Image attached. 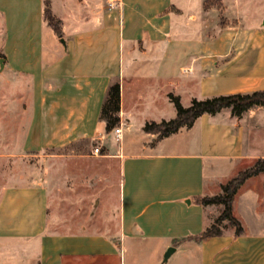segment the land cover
<instances>
[{"label":"crops","instance_id":"1","mask_svg":"<svg viewBox=\"0 0 264 264\" xmlns=\"http://www.w3.org/2000/svg\"><path fill=\"white\" fill-rule=\"evenodd\" d=\"M49 1L60 35L44 19V0H0V67L32 84L23 148L96 141L119 170L117 228L92 230L67 215L50 221L43 185L8 186L0 264H264L262 173L233 196L240 234L226 224L218 236L192 239L222 210L199 199L264 158V107L239 118L228 109L202 114L157 141L143 130L175 117L169 94L187 107L264 89V0ZM115 82L119 123L106 131L100 110Z\"/></svg>","mask_w":264,"mask_h":264},{"label":"rangeland","instance_id":"2","mask_svg":"<svg viewBox=\"0 0 264 264\" xmlns=\"http://www.w3.org/2000/svg\"><path fill=\"white\" fill-rule=\"evenodd\" d=\"M2 32L0 18V64ZM31 97L32 84L27 76L0 67V194L8 186L43 185L50 195V221L57 215H67L70 221L91 222L92 230L115 232L120 183L117 164L103 158L101 149L98 157L93 156L96 141L25 151ZM260 135L264 139V130ZM240 167L243 168L234 177L251 166ZM226 224L223 221L219 227L225 230Z\"/></svg>","mask_w":264,"mask_h":264},{"label":"trees","instance_id":"3","mask_svg":"<svg viewBox=\"0 0 264 264\" xmlns=\"http://www.w3.org/2000/svg\"><path fill=\"white\" fill-rule=\"evenodd\" d=\"M43 16L46 22L52 26L54 32L60 35L59 22L52 15L50 1L44 0ZM176 115L174 118L159 123L149 122L143 127L147 133L156 134L154 141L167 137L181 128H189L202 114L215 115L224 109L230 111L233 117L241 115L254 107H264V89L250 93H232L217 95L205 99H192L187 107H183L178 97L169 94ZM119 84L113 83L107 90L106 97L100 110V119L105 122L106 131H110L119 123ZM262 173L264 175V158L258 159L251 167L240 172L236 177L221 186V193L212 197L199 199L201 205H220L222 210L210 227H207L200 235L192 239L200 242L222 233L219 227L223 221L234 227L235 234L242 232L240 222L232 215V200L238 187L249 177Z\"/></svg>","mask_w":264,"mask_h":264},{"label":"built area","instance_id":"4","mask_svg":"<svg viewBox=\"0 0 264 264\" xmlns=\"http://www.w3.org/2000/svg\"><path fill=\"white\" fill-rule=\"evenodd\" d=\"M107 2L109 3V7L118 5V1L117 0H107ZM114 131H115L116 136H119V134H120V126L115 128ZM93 153H94V155H98L99 154V149L97 147H95L93 149Z\"/></svg>","mask_w":264,"mask_h":264},{"label":"water","instance_id":"5","mask_svg":"<svg viewBox=\"0 0 264 264\" xmlns=\"http://www.w3.org/2000/svg\"><path fill=\"white\" fill-rule=\"evenodd\" d=\"M172 252H173V248H169L165 253L164 258L166 259Z\"/></svg>","mask_w":264,"mask_h":264}]
</instances>
